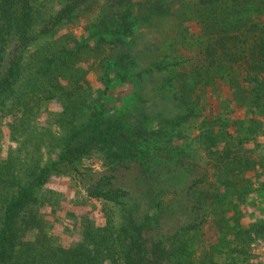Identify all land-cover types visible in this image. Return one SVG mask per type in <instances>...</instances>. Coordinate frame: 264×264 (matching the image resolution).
Masks as SVG:
<instances>
[{
	"label": "trees",
	"instance_id": "trees-1",
	"mask_svg": "<svg viewBox=\"0 0 264 264\" xmlns=\"http://www.w3.org/2000/svg\"><path fill=\"white\" fill-rule=\"evenodd\" d=\"M181 4L195 17L180 11ZM78 11L88 20L87 36L67 35L70 41L66 47L56 49L43 42L30 51L32 44L60 26L64 15L77 20ZM167 19L174 25L164 31L162 20ZM190 21L202 24L208 33L201 49L202 61L184 59L176 48L178 27ZM157 30L173 42L166 41V47L154 49V53L147 43L137 45L136 52L128 47L127 39L135 43ZM125 51L132 63L127 68L121 66L120 59ZM82 61L92 62L100 81L93 100H89L88 70L80 65ZM223 63L242 69L247 93L261 100L264 107V0H192L189 4L182 0H0V114L12 116V138L18 144L0 154V264H182L190 257L195 264H209L208 253L217 246L208 245L210 251L205 250L203 259L194 242L204 234L206 210L210 212L219 194L210 190L214 184L199 189L200 179H192L182 188L188 196L185 204L161 200L163 211L154 214L151 204L142 208L134 199L129 203L128 191L115 186L112 174L101 175L85 189L88 197L100 204L104 226L85 232V238L68 247L24 244L17 232L27 229L30 222L20 228L16 224L27 216L36 190L52 172L62 169L83 179V172L89 170H81L79 162L93 153L103 161L113 156L112 162L136 160L143 179L151 180V173L159 170L151 162L167 157V143L150 145L136 133L122 150L116 148L111 157L104 155L110 146L104 138L105 133L110 135V126L105 124L112 116L104 109L97 110L95 103L101 105L104 97L126 84L125 92L136 102L133 116L138 127L145 123L151 128L159 123L188 125L199 117L200 97L217 78L213 69L218 66L221 70ZM50 67L61 70L69 87L56 84L52 74L48 77ZM53 100L61 106L57 127L33 136L31 126L37 115ZM43 150L55 153V158L44 157ZM160 171L154 179L161 177ZM257 186L264 190V181H257ZM249 189L247 186V194ZM258 201L264 207V193ZM153 207L158 210L161 206L156 202ZM177 209H182L181 213ZM214 214L225 215L227 210ZM263 226L264 221L245 229L240 245L264 237ZM230 238L226 245L233 248ZM239 253L230 250L226 262L238 264Z\"/></svg>",
	"mask_w": 264,
	"mask_h": 264
},
{
	"label": "rangeland",
	"instance_id": "rangeland-1",
	"mask_svg": "<svg viewBox=\"0 0 264 264\" xmlns=\"http://www.w3.org/2000/svg\"><path fill=\"white\" fill-rule=\"evenodd\" d=\"M190 1L192 0H182L184 4H189ZM178 7L180 11L185 8L183 4ZM184 11L195 17L193 12ZM78 14L75 21L68 19L69 15H64L60 26L51 29L46 37L32 44L30 51L33 53L43 42L54 44L56 49L66 47V43L70 41L67 35L77 38L81 35L87 36L88 20L83 12ZM162 25L165 31L170 30L174 23L167 19L162 20ZM178 31L181 32L175 42L177 50L182 53V58L190 61L191 57H196V61H202L201 49L208 40V33L203 29V25L195 21L183 22ZM158 33L160 34V30L143 35L135 43H131L132 39L129 38L126 43L135 52L138 51L137 45L147 43L151 47V53H154V49L159 50L166 47L165 44L168 42H173L169 37L164 38ZM120 59L123 62L122 67L132 65L126 51L121 53ZM80 65L88 70L86 80L91 96L89 100H93L97 97L100 81L92 70L91 61L87 63L82 61ZM237 66L223 63L221 70L218 66L213 69V73H218L217 78L215 77L214 83L200 97L199 117L192 119L188 125L171 127L159 123L151 128L145 123L138 127L133 116L136 102L125 92L128 89L126 84L121 85L111 96L104 97L101 105L95 103L97 110L104 109L103 112L112 116L111 121L105 124L110 126L108 130L110 135L104 134L110 146L104 155L111 157L110 154H113L116 148L122 150L125 144L132 142L133 135L141 133L140 139H144L150 145L159 144L160 141L167 143L163 144L168 151L167 157L162 161L154 158L155 163L151 162L159 168L151 173V180L143 179L136 160L122 159L112 162L113 156L111 160L108 158L103 161L100 155L98 157L95 153L79 162L81 170H89L83 172L86 174L83 179L62 169L55 170L45 184L36 190L35 201L27 216L22 220L17 219L16 227L19 228L30 222L27 229L20 228L17 232L18 238L29 245L46 243L68 247L85 238L87 236L85 232L89 233L103 227L105 220L100 204L88 197L85 189L86 184L97 180L101 175L112 174L115 186L128 191L126 200H130L129 203L134 199L142 208L151 204V211L154 214L159 210L163 211L161 200L168 204H185L188 196L184 195L182 188L190 184L192 179H200L199 189L214 184L215 188L210 190L214 191V195L219 194L214 203L212 202L210 212L206 210L208 214L204 216L206 220L203 224L204 234L198 242H194L196 245L194 249L199 248L201 251L200 257L205 258L203 256L205 250H209L208 245H215L214 247H217L208 253L210 262L228 264L229 262H226L230 258L228 252L236 250V253H239V249L244 248V254L238 255V264H264V237L256 236L249 244L246 240L244 247L240 245L242 242L240 238H245L244 230L253 229V224L255 227L264 221V207L257 204L258 198L264 193V190H257V181H264V107L261 100L250 97L247 93L242 69ZM133 70L136 72L137 66L133 67ZM50 74L55 76L56 84L69 87L66 79H63L61 70L50 67L48 77ZM51 83L54 84V81ZM60 111L61 106L57 101L44 104L36 117V122L31 126L34 127L31 129L32 135L38 137L37 132L53 131L57 127ZM12 123V116L0 114L2 155L6 154L7 149L18 147L12 138ZM239 143L241 147H238ZM166 150L163 148V151ZM43 154L48 159L55 158V153H46L43 150ZM111 168H114V171H111ZM162 169L163 171H160ZM157 171H160L161 177L154 179L157 177ZM247 186L251 189L248 194ZM156 202L161 206L158 210L153 207ZM178 210L181 213L182 209L176 211ZM221 210H227V214L218 216L214 214ZM176 216V213L172 215L171 220ZM232 234L239 237L238 241L234 240ZM229 236L231 238L228 240L232 243L230 247L233 248L226 245ZM237 245L241 247L238 248ZM188 259L182 264H195L192 257Z\"/></svg>",
	"mask_w": 264,
	"mask_h": 264
}]
</instances>
